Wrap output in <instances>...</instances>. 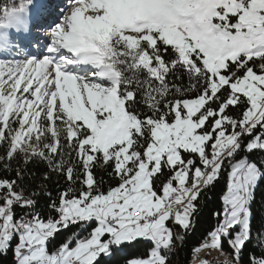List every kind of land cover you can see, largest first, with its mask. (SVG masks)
<instances>
[{
    "label": "snow or ice",
    "instance_id": "snow-or-ice-1",
    "mask_svg": "<svg viewBox=\"0 0 264 264\" xmlns=\"http://www.w3.org/2000/svg\"><path fill=\"white\" fill-rule=\"evenodd\" d=\"M32 7L21 0L0 8V50ZM60 11L47 55L0 60V145L7 146L0 161L38 158L68 181L79 167L83 187L51 202L54 216L25 220L15 209L34 207L37 193L0 179V256L11 250L13 264H99L113 248L146 241V255L129 264H168L183 239L170 223L183 233L193 227L196 201L227 161L222 219L193 251L224 255L227 241L240 264L264 178V161L236 159L264 153V0H68ZM177 71L187 89L169 79H181ZM189 90L196 94L185 98ZM97 166L111 169L114 187L100 189ZM92 222L87 236L49 250L57 233ZM260 236L261 254L250 253L249 264H264Z\"/></svg>",
    "mask_w": 264,
    "mask_h": 264
},
{
    "label": "trees",
    "instance_id": "trees-1",
    "mask_svg": "<svg viewBox=\"0 0 264 264\" xmlns=\"http://www.w3.org/2000/svg\"><path fill=\"white\" fill-rule=\"evenodd\" d=\"M32 1V0H31ZM21 0H0V8L4 6H12L14 3L19 4ZM28 2V0H24ZM167 58V57H166ZM176 76L181 79H174L170 76L169 79L181 87L187 89L190 81L188 78L177 71ZM196 93L194 91H186L185 98H190ZM138 108L142 105H138ZM230 115H238L239 108H230ZM6 145H0V156H3L6 152ZM248 157L250 160L256 162L264 161V153H240L236 159ZM61 159V157H56ZM63 159L67 160L65 155ZM231 169L230 164L226 161L221 169L219 177L208 188L204 189L198 200L196 201L197 211L193 214L191 227L187 233L181 232V230L172 225L174 233H179L183 236L182 240H177L171 253H169L168 264H191L192 257L194 255V249L205 241L208 233L213 230L218 221L222 219V216L217 215L223 213L224 204L223 197L227 191L228 173ZM110 168H103L97 166L93 169L95 177L100 184L102 191H107L109 187H114L117 184V180L114 177L108 175ZM17 171L22 172V176L17 177ZM80 172L79 167L76 168L74 173V180L68 181L63 174L55 171L50 165L38 158H34L29 162L25 161L23 155H17L11 160L0 161V179H16L17 190H23L25 195L29 193H37L32 198L36 201L35 206L32 208L16 207V216L21 219H28L30 215L39 214L41 217L54 216L50 208L48 207L51 202H58L60 194L67 191L69 188L73 190L74 194L79 193L83 185L75 179ZM47 175V179H45ZM170 174L165 170L164 174L156 181L157 191H159V185ZM251 225L253 239L247 244L240 258V264H249V254L255 253L257 256L261 254L262 249L259 247L260 234H264V178H261L258 182L254 192V199L251 202ZM95 227V222L90 223L87 229L81 231V225H75L69 227L67 230H63L56 234L55 238L49 243V250L55 249L61 243L67 239L72 238L74 235L78 237H85ZM15 244V241H13ZM151 245L146 241H140L135 244H125L122 248L112 249V254L108 257L101 256L99 258V264H129L134 258H140L146 255L148 248ZM223 251L228 256L232 257L231 249L227 241L223 243ZM212 264H223V262L210 259ZM233 261V260H232ZM0 264H13V256L11 250L5 256H0ZM229 264V263H228Z\"/></svg>",
    "mask_w": 264,
    "mask_h": 264
},
{
    "label": "rangeland",
    "instance_id": "rangeland-1",
    "mask_svg": "<svg viewBox=\"0 0 264 264\" xmlns=\"http://www.w3.org/2000/svg\"><path fill=\"white\" fill-rule=\"evenodd\" d=\"M37 1L38 0H32L31 4L34 5L36 4ZM47 3L49 4V6L53 5L54 7V11L56 12L54 16L55 20L53 21L50 20L48 21L49 23H46L45 21L41 24L40 30L36 29L39 32V35H37L34 38V42L31 47L25 46L22 42L18 41L17 38L14 37L13 43L8 49L0 50V60H24L26 58H29L30 56H36L38 58H42L43 55H47V52H46V46L48 43L47 32L50 29L51 25H53L56 22H59L58 19L61 16L60 9L68 5V0L67 1L66 0H55V2H51L47 0ZM24 15L29 16L28 11ZM230 175H231V169L228 173L227 191L224 197L228 194V185L230 182ZM224 197H223V204L225 208ZM89 225L90 224L86 226L81 225V231L87 229ZM205 259H207L208 261L210 259H215L216 261H219V262H224L226 260L229 264H234V261H232V257L228 256L227 254L224 253V255H221V253L218 251L213 250L209 252L207 249L202 250L198 253H195L192 257L191 264H203Z\"/></svg>",
    "mask_w": 264,
    "mask_h": 264
},
{
    "label": "bare ground",
    "instance_id": "bare-ground-1",
    "mask_svg": "<svg viewBox=\"0 0 264 264\" xmlns=\"http://www.w3.org/2000/svg\"><path fill=\"white\" fill-rule=\"evenodd\" d=\"M58 20H60V18H59ZM34 32H35V33H39L36 29L34 30ZM25 220H26V219H25Z\"/></svg>",
    "mask_w": 264,
    "mask_h": 264
}]
</instances>
